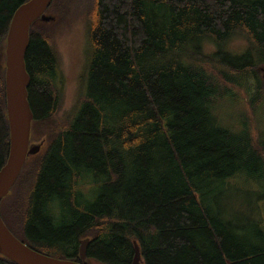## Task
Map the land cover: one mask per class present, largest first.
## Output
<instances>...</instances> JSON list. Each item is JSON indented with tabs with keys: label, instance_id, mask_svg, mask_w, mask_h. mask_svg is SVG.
<instances>
[{
	"label": "trees",
	"instance_id": "1",
	"mask_svg": "<svg viewBox=\"0 0 264 264\" xmlns=\"http://www.w3.org/2000/svg\"><path fill=\"white\" fill-rule=\"evenodd\" d=\"M26 1L0 0V169L10 145L6 39ZM95 1L69 109L53 22L31 26L30 141L45 147L3 197V221L31 248L79 262L89 237L87 264H132L135 242L144 264H264V191L246 190V206L225 203L240 180L264 182V0ZM237 37L242 53L229 47ZM241 91L248 107L223 118L221 102ZM0 264L17 263L0 254Z\"/></svg>",
	"mask_w": 264,
	"mask_h": 264
},
{
	"label": "water",
	"instance_id": "2",
	"mask_svg": "<svg viewBox=\"0 0 264 264\" xmlns=\"http://www.w3.org/2000/svg\"><path fill=\"white\" fill-rule=\"evenodd\" d=\"M52 0H28L14 12L10 22L5 48V93L7 117L10 128L9 153L0 169V206L4 196L17 180L27 156L36 154L41 143L30 141L33 111L28 99L30 76L26 69L25 54L30 41L31 26L38 19L52 20L46 14ZM90 238L81 239L79 255L83 262L64 259L39 252L17 238L2 219L0 212V254L17 264H87V248ZM132 264H144L138 244L135 242Z\"/></svg>",
	"mask_w": 264,
	"mask_h": 264
},
{
	"label": "rangeland",
	"instance_id": "3",
	"mask_svg": "<svg viewBox=\"0 0 264 264\" xmlns=\"http://www.w3.org/2000/svg\"><path fill=\"white\" fill-rule=\"evenodd\" d=\"M62 3L58 0H55L51 10L47 13L52 16V20L50 21H41L42 23L48 24L47 26L52 32H54L57 38V51L60 57V72L63 78V90H64V103L63 107L69 109L73 103L75 102L77 95L79 93V84L80 78L83 76L86 66V51H87V14L91 7L94 9V5L96 3L95 0H64ZM64 6V7H63ZM64 9V12L62 11ZM63 13L68 16L67 18L62 17ZM229 47L233 49L234 53H242L246 48V42L241 37H237L230 42ZM5 61V60H4ZM258 74L262 81L264 82V66L258 69ZM240 99V100H238ZM237 100H223L221 102L222 106H219V114L225 118L226 113H233L237 106H246V100L244 92L241 91V96L238 97ZM239 107V106H238ZM261 111V112H260ZM258 112L260 122L264 124V110H260ZM257 116V117H258ZM235 120L234 118H232ZM254 123V121H253ZM235 126L240 127L238 121H234ZM253 133H256V130H253ZM35 138L32 143H41L43 144V148L45 147V138ZM43 150V149H41ZM40 152V151H39ZM38 152V153H39ZM37 154V153H36ZM33 155V154H32ZM28 185V184H27ZM99 186V182H95L94 180L88 182L86 184V188L84 189L85 193L89 198L93 199L94 194L96 193ZM239 186L241 191L235 192L234 196H237L238 199L235 202H226L227 207H230V210L233 208H237L234 204L240 203L243 206H246L245 202H247V194L245 193L250 187L253 189H261L264 191V182L256 183L253 182L251 184L244 182L243 180L239 181ZM23 188V186H22ZM25 190V189H24ZM22 191V194L24 193ZM235 190V189H232ZM230 196V192L227 194V198ZM264 201V199H263ZM234 203V204H233ZM264 206V203H263ZM241 208V206H240ZM264 212V211H263ZM258 213H261L258 210ZM264 215V213L262 214ZM244 224H248V220L244 221Z\"/></svg>",
	"mask_w": 264,
	"mask_h": 264
}]
</instances>
